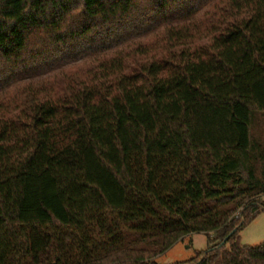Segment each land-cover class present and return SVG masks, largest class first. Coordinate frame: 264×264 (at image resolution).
<instances>
[{
  "label": "trees",
  "instance_id": "16d2710c",
  "mask_svg": "<svg viewBox=\"0 0 264 264\" xmlns=\"http://www.w3.org/2000/svg\"><path fill=\"white\" fill-rule=\"evenodd\" d=\"M264 0H0V264H264Z\"/></svg>",
  "mask_w": 264,
  "mask_h": 264
},
{
  "label": "rangeland",
  "instance_id": "374dc122",
  "mask_svg": "<svg viewBox=\"0 0 264 264\" xmlns=\"http://www.w3.org/2000/svg\"><path fill=\"white\" fill-rule=\"evenodd\" d=\"M253 134L264 139V117L257 116L253 125ZM241 244L256 247L264 244V212H261L240 233ZM208 238L204 234H192L175 244L155 261L158 264L185 263L193 259L198 253L208 248Z\"/></svg>",
  "mask_w": 264,
  "mask_h": 264
}]
</instances>
